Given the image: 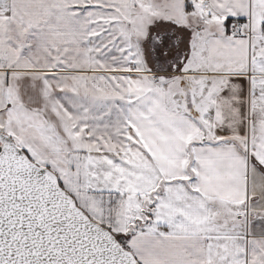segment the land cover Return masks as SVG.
Listing matches in <instances>:
<instances>
[{
    "label": "snow or ice",
    "instance_id": "1",
    "mask_svg": "<svg viewBox=\"0 0 264 264\" xmlns=\"http://www.w3.org/2000/svg\"><path fill=\"white\" fill-rule=\"evenodd\" d=\"M0 264H264V0H0Z\"/></svg>",
    "mask_w": 264,
    "mask_h": 264
}]
</instances>
